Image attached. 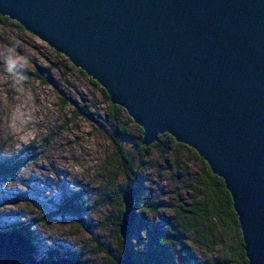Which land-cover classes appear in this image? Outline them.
<instances>
[{"label": "water", "instance_id": "obj_1", "mask_svg": "<svg viewBox=\"0 0 264 264\" xmlns=\"http://www.w3.org/2000/svg\"><path fill=\"white\" fill-rule=\"evenodd\" d=\"M0 16L96 81L144 147L169 134L194 150L233 198L249 264H264V0H0ZM138 195H122L119 264H134ZM0 264L82 263L39 260L10 231Z\"/></svg>", "mask_w": 264, "mask_h": 264}, {"label": "rangeland", "instance_id": "obj_2", "mask_svg": "<svg viewBox=\"0 0 264 264\" xmlns=\"http://www.w3.org/2000/svg\"><path fill=\"white\" fill-rule=\"evenodd\" d=\"M37 67L52 69L58 89L33 76ZM61 95L80 106L89 105L93 115L104 114L107 108L89 77L65 56H57L46 43L20 31L16 22L4 25L0 21V164L12 158L29 160L15 181L0 184V232H10L14 226L52 212L66 194L82 191L87 197L83 225L64 226L57 221L35 227V256L41 260L49 250L58 249L78 253L82 264H113L112 256L119 250L116 230L120 213L116 206L99 204L97 189L121 181L117 163L98 127L72 117L71 106L62 107ZM52 132H57L56 140L49 145L47 138ZM133 132L136 139L141 137L134 128ZM179 156L185 172H176L174 165L167 167L159 151L153 150L144 170L150 202L168 204L176 201L175 195L185 197L180 182L196 176L201 165L192 150H180ZM18 195L26 201L18 205L7 202ZM190 245L201 262L208 258L193 238ZM104 248H110L112 255L104 253ZM178 264L194 263L180 255Z\"/></svg>", "mask_w": 264, "mask_h": 264}, {"label": "trees", "instance_id": "obj_3", "mask_svg": "<svg viewBox=\"0 0 264 264\" xmlns=\"http://www.w3.org/2000/svg\"><path fill=\"white\" fill-rule=\"evenodd\" d=\"M0 21L7 25L11 20L0 16ZM20 31L25 29L17 23ZM59 57L62 55L54 51ZM79 72L88 77L84 72ZM33 76L43 84L58 89L52 69L37 67ZM91 85L96 88L103 98L107 108L104 114L89 112V105H78L75 101L60 96L64 109L71 106L72 117H79L98 127L100 133L107 139L112 157L116 161L115 170L121 181L100 192L99 204L102 206H116L119 210V224H117L116 238L119 242L117 256L113 257V264H119L126 255V248L119 232L124 206L122 195L133 186L139 187L136 198L138 220L131 232L129 245L130 255L134 264H178V257L185 255L194 264H249L246 257L239 218L234 210L233 198L227 190L222 178L214 175L208 164L189 147L179 144L169 134L160 136L159 141L150 147L142 145L143 130L137 126L120 106L114 105L107 92L94 80L89 78ZM134 131L141 135L135 138ZM56 133L52 132L47 138L50 145L56 140ZM158 150L164 164L168 167L174 165L176 172L187 171L181 168L180 150H192L196 160L201 165L196 176H189L181 181L184 196L175 195V202H150L145 191L147 177L144 174L149 166V159L153 150ZM34 155V154H33ZM26 158H12L0 164V184L15 181L27 167ZM179 177L176 176V179ZM178 181V180H177ZM87 197L82 191L70 195L66 194L55 210L38 218L30 220L27 224L14 226L12 231L25 236L33 245L35 253L38 252L35 227L39 225H52L61 222L64 226L75 224L83 225L85 222ZM20 195L8 200L12 205L25 202ZM108 208V207H107ZM137 236V237H136ZM193 238L195 242L204 247L207 259L201 262L190 245ZM104 253L112 255L110 248H104ZM75 258L82 262L81 256L76 252L49 250L44 259Z\"/></svg>", "mask_w": 264, "mask_h": 264}]
</instances>
